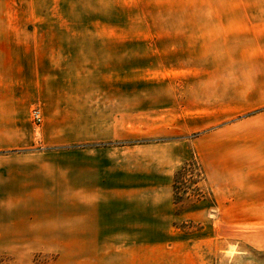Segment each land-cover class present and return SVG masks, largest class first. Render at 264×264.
Returning <instances> with one entry per match:
<instances>
[{
    "label": "rangeland",
    "instance_id": "1",
    "mask_svg": "<svg viewBox=\"0 0 264 264\" xmlns=\"http://www.w3.org/2000/svg\"><path fill=\"white\" fill-rule=\"evenodd\" d=\"M100 147L199 164L177 228L217 239L204 264H264V0H0V157Z\"/></svg>",
    "mask_w": 264,
    "mask_h": 264
},
{
    "label": "crops",
    "instance_id": "2",
    "mask_svg": "<svg viewBox=\"0 0 264 264\" xmlns=\"http://www.w3.org/2000/svg\"><path fill=\"white\" fill-rule=\"evenodd\" d=\"M124 150L0 157V245L53 253L54 264H204L217 239L177 228L204 204L179 211L172 172Z\"/></svg>",
    "mask_w": 264,
    "mask_h": 264
},
{
    "label": "trees",
    "instance_id": "3",
    "mask_svg": "<svg viewBox=\"0 0 264 264\" xmlns=\"http://www.w3.org/2000/svg\"><path fill=\"white\" fill-rule=\"evenodd\" d=\"M204 179L202 168L196 162H190L184 165L174 175L175 202L178 204V194L183 191L187 193L193 186L195 193H199L201 188L199 183Z\"/></svg>",
    "mask_w": 264,
    "mask_h": 264
},
{
    "label": "built area",
    "instance_id": "4",
    "mask_svg": "<svg viewBox=\"0 0 264 264\" xmlns=\"http://www.w3.org/2000/svg\"><path fill=\"white\" fill-rule=\"evenodd\" d=\"M37 118H38V120H40V115L39 114H37Z\"/></svg>",
    "mask_w": 264,
    "mask_h": 264
}]
</instances>
